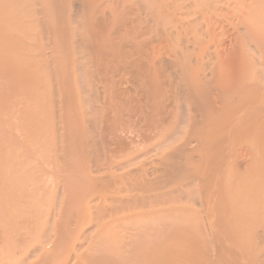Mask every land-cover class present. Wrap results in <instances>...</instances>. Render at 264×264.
<instances>
[{
  "label": "bare ground",
  "instance_id": "1",
  "mask_svg": "<svg viewBox=\"0 0 264 264\" xmlns=\"http://www.w3.org/2000/svg\"><path fill=\"white\" fill-rule=\"evenodd\" d=\"M0 264H264V0H0Z\"/></svg>",
  "mask_w": 264,
  "mask_h": 264
}]
</instances>
